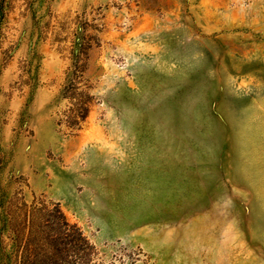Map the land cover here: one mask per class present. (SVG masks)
I'll use <instances>...</instances> for the list:
<instances>
[{"label":"rangeland","instance_id":"1","mask_svg":"<svg viewBox=\"0 0 264 264\" xmlns=\"http://www.w3.org/2000/svg\"><path fill=\"white\" fill-rule=\"evenodd\" d=\"M32 202L35 264H264V0H0V258Z\"/></svg>","mask_w":264,"mask_h":264},{"label":"trees","instance_id":"2","mask_svg":"<svg viewBox=\"0 0 264 264\" xmlns=\"http://www.w3.org/2000/svg\"><path fill=\"white\" fill-rule=\"evenodd\" d=\"M71 53L70 74L65 79L66 84L61 97L67 98L68 110L72 111V115L60 122H64L69 128L80 129V123L84 121L89 111L90 94L86 91L87 87L82 88L84 69L80 67V61L84 53L78 48H73ZM22 209L20 227L13 229L14 237H10L11 249L5 256L1 253L0 259L4 260L3 264H35L39 256L51 259L53 254L58 253L59 239L68 227L73 229L77 237L86 240L80 229L66 220L57 204L49 209L45 204L37 205L32 202L26 206L23 203Z\"/></svg>","mask_w":264,"mask_h":264}]
</instances>
